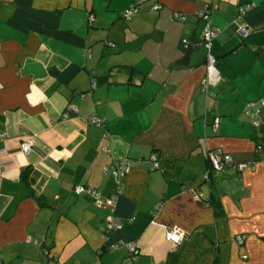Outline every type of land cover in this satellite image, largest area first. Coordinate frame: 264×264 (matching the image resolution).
I'll return each mask as SVG.
<instances>
[{"label": "crops", "instance_id": "1", "mask_svg": "<svg viewBox=\"0 0 264 264\" xmlns=\"http://www.w3.org/2000/svg\"><path fill=\"white\" fill-rule=\"evenodd\" d=\"M135 1L0 0V264H264V0Z\"/></svg>", "mask_w": 264, "mask_h": 264}, {"label": "built area", "instance_id": "2", "mask_svg": "<svg viewBox=\"0 0 264 264\" xmlns=\"http://www.w3.org/2000/svg\"><path fill=\"white\" fill-rule=\"evenodd\" d=\"M144 1H146V0L135 1L127 9H125L121 13V15L126 19H130L131 17H133L137 13L139 4L144 2ZM250 8H251V5H246L244 8L243 7L240 8L239 13L243 14L245 11L249 10ZM159 9H160V4L157 1H155L154 4L150 7V11H158ZM209 14L210 13L207 9H204V11H200L197 14L199 17L202 18L203 23H204L203 40H204V43L206 44V47L208 49L210 47V41H211L212 37L217 33L216 29L212 26V22L210 21V15ZM178 17H180L181 19L185 18V17H183V15H180ZM237 33L241 37L247 38L249 36L250 29L245 23H241L237 27ZM207 58H208V66L211 68H214V65L216 64L215 58L209 54H208ZM259 104L261 106H264V99H260ZM245 108H246V113L252 118L253 123H256L257 116L259 113V108L253 110L254 102L247 103ZM90 121L92 123H96V124H101L103 122L102 119L96 118L94 116L91 117ZM217 125H218V119L216 118L214 120L213 126L216 127ZM30 147H31V141H27V142L22 144V149L26 153H28L30 151ZM207 158L209 161V168L204 173L205 178H208L210 172L219 171V170L223 169L224 167L232 165V163H233V159H232L231 155L228 153H225L221 148H216L214 150L208 151L207 152ZM149 159L152 162V168L153 169H157L160 167L158 157L155 153H151L149 155ZM235 165L239 171L245 170L248 167V163H236ZM129 166H130L129 160L123 159V160H118V161L112 162L108 166V170L110 171V173L113 177L117 178V180L120 181L128 172ZM83 191H87L88 193H90V195H92V197L94 198L96 203L98 205L100 204V201H99L100 194L98 192H96L90 188H86L85 186H82V185H77L74 187V192L76 194H79ZM200 197H201V194H197L196 198H200ZM120 228H121L120 221L112 215L111 217H109L107 223L104 225V227L101 230L105 235L107 233L117 231ZM184 236H185V231L183 229L179 228L178 226H172L165 231V239L170 241L173 244L181 243ZM234 239L238 244L241 245L244 243V241L246 239V235L243 233H239L234 237ZM125 246L130 251L131 254H135L137 252V246L135 243L127 242ZM118 247H119V245L112 244L109 247H107V249L110 251H113V250H116Z\"/></svg>", "mask_w": 264, "mask_h": 264}, {"label": "trees", "instance_id": "3", "mask_svg": "<svg viewBox=\"0 0 264 264\" xmlns=\"http://www.w3.org/2000/svg\"><path fill=\"white\" fill-rule=\"evenodd\" d=\"M216 60V59H215ZM217 63V62H216Z\"/></svg>", "mask_w": 264, "mask_h": 264}]
</instances>
